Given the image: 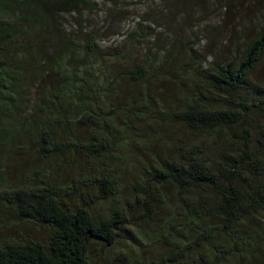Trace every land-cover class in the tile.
Wrapping results in <instances>:
<instances>
[{
	"label": "trees",
	"instance_id": "obj_1",
	"mask_svg": "<svg viewBox=\"0 0 264 264\" xmlns=\"http://www.w3.org/2000/svg\"><path fill=\"white\" fill-rule=\"evenodd\" d=\"M212 2L208 58L100 49L94 0H0V207L51 231L0 264H264V24L226 34Z\"/></svg>",
	"mask_w": 264,
	"mask_h": 264
},
{
	"label": "rangeland",
	"instance_id": "obj_2",
	"mask_svg": "<svg viewBox=\"0 0 264 264\" xmlns=\"http://www.w3.org/2000/svg\"><path fill=\"white\" fill-rule=\"evenodd\" d=\"M215 1L225 6L226 13L233 15L232 20L226 22V34H233L235 28L233 20L236 17L246 29L264 24V0ZM94 2L95 11L83 18V28L85 31L94 32L100 49L118 46L136 29L144 30V34H151L148 45L153 44L155 48L157 42L160 47L165 42L164 39H169L180 49L187 43L198 54L205 53L208 58L216 52L220 55L227 54L229 49V43L223 44L221 40H216L211 35L210 29L218 22L215 15L216 5L212 0H191L193 10H187L190 13L188 20L182 19L187 17L181 7L173 8L174 5L177 6L175 0H94ZM171 12L175 13V18L169 16ZM144 18L149 20L144 22L143 20H146ZM138 48L142 50V46ZM145 54L148 55V52ZM148 57L152 59V53ZM107 65L110 68L112 66L107 63L98 64L94 68L97 73L106 76L109 74ZM261 72L264 75V65ZM37 166L39 167L38 163ZM50 232L46 227L36 226L32 222L17 218L13 209L6 210L0 207V243L12 239L45 243ZM98 263L102 264L101 261Z\"/></svg>",
	"mask_w": 264,
	"mask_h": 264
}]
</instances>
